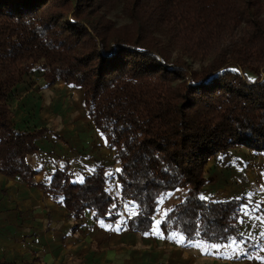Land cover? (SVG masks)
Here are the masks:
<instances>
[{"label":"trees","instance_id":"1","mask_svg":"<svg viewBox=\"0 0 264 264\" xmlns=\"http://www.w3.org/2000/svg\"><path fill=\"white\" fill-rule=\"evenodd\" d=\"M117 3L128 24L110 18ZM188 58L208 63L196 71ZM34 73L46 89L63 82L83 92L121 171L97 166L81 183L63 168L49 185L36 182L27 157L59 136L14 124L11 100ZM237 146L264 154V0H0V174L44 188L75 217L116 223L130 203L137 234L154 232L157 207L179 190L157 227L164 239L236 240L251 251L258 246L239 229L248 201L200 199L210 159Z\"/></svg>","mask_w":264,"mask_h":264},{"label":"crops","instance_id":"2","mask_svg":"<svg viewBox=\"0 0 264 264\" xmlns=\"http://www.w3.org/2000/svg\"><path fill=\"white\" fill-rule=\"evenodd\" d=\"M58 83L47 90L54 92L60 84L65 85L60 92L63 94L76 89ZM38 99L33 95L30 104L25 100L23 104L11 102L15 125L23 129L21 122L26 120L27 114L22 108L17 109L19 106L31 105L33 110L36 105L39 112L43 111V101ZM81 107L87 114L83 100ZM87 123L89 131L86 124L78 122L72 130L61 128L64 133L58 126L55 130L49 127L51 124L46 126L59 138L46 135L37 143L40 152L27 157L28 164L41 172L35 177L38 184L49 185L57 169L63 168L69 171L72 182L84 180L97 166H103L109 173L117 171L115 154L108 148L106 138L90 116ZM72 134L79 139H68ZM108 151L112 152L113 165L110 159L109 165L102 161ZM108 186L110 193L118 198L119 182L113 179ZM180 194L179 190L170 192L162 200L155 213L156 223L163 221L180 202ZM136 213L134 205L125 203L122 219L116 223L96 221L91 211L75 217L63 199L53 198L44 188L31 187L20 177L0 174V264H264V225H252L254 219L250 220L251 224L240 223L239 229L242 237L258 248L249 251L243 241L235 240V243L219 244L220 250L216 252L206 242L186 245L177 242L180 236L164 239L158 228L148 235L134 233L128 219Z\"/></svg>","mask_w":264,"mask_h":264},{"label":"rangeland","instance_id":"3","mask_svg":"<svg viewBox=\"0 0 264 264\" xmlns=\"http://www.w3.org/2000/svg\"><path fill=\"white\" fill-rule=\"evenodd\" d=\"M123 11L121 3H117L110 10L109 16L116 26L125 25L130 22ZM158 36L172 50L173 56L177 57L179 51L171 45L168 36L162 33H159ZM188 62L196 71H199L208 63L207 60H194L190 58H188ZM64 88L65 85L60 84L57 89L53 90L54 92H51L43 87L42 76L40 74L34 73L32 77H26L24 83L15 92V96L11 102L17 101L19 104H23L25 100L27 104H30L32 96L37 95L39 102L43 101L44 109L39 112V108L36 105H34L33 110L31 105L28 107H24V105L19 106L17 109L22 108V111L27 114L25 116L26 120L23 123L21 122V125H24V128L37 129L51 124L49 126L51 129L55 130V127L58 126L60 131L64 133L62 130L64 127L72 130L78 122H82L86 124L85 126L88 127L89 131L91 129L88 125L89 123H87L89 116L85 113L84 108L81 107L83 92L79 89H72L73 87L69 86L68 89H72L71 93H60ZM56 103L59 107H56ZM46 107L48 108L47 113L44 112L47 109ZM38 112L39 114H37ZM64 121L65 125L62 124ZM68 139L75 140L79 139V137L76 138L75 134H72ZM95 150L94 148V153L96 152ZM108 152L102 158L104 165H109L108 159H110L111 164L113 163L112 152ZM229 155V157H225L219 154L217 157L210 159L206 166V177L210 182L205 187L204 196L214 201L232 198L246 199L248 204L242 209L241 225L246 222L251 224V219H254L252 225H264V154L256 155L250 149L237 146L230 150ZM99 156L101 157L100 154ZM181 196L182 194H180ZM245 213L247 214L245 215ZM157 226L158 223L155 224V228Z\"/></svg>","mask_w":264,"mask_h":264},{"label":"snow or ice","instance_id":"4","mask_svg":"<svg viewBox=\"0 0 264 264\" xmlns=\"http://www.w3.org/2000/svg\"><path fill=\"white\" fill-rule=\"evenodd\" d=\"M117 171H121V170H120V169H117ZM80 182H81V183L83 182V178L80 179ZM200 199L204 200V199H206V197H205V196H201ZM246 214H247V213H245V215H246ZM145 234L148 235L149 233H145ZM156 234L159 235L160 233L157 232ZM171 238H172V239H176V235H175V234H172ZM177 242H178V243H184V242H185V241H184V237L181 236L180 239L177 240ZM188 243L191 245V243H192L191 240H189ZM233 243H235V241H233ZM195 246H196V247H200L199 244H196ZM209 247H210L211 249L215 250L216 252H219V250H220V245H217V244H212V245H210ZM204 251L207 252L208 249H204Z\"/></svg>","mask_w":264,"mask_h":264}]
</instances>
